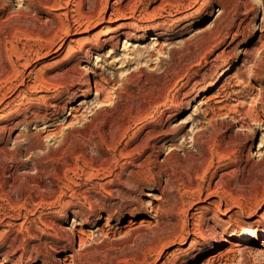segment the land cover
Masks as SVG:
<instances>
[{
	"label": "rangeland",
	"instance_id": "obj_1",
	"mask_svg": "<svg viewBox=\"0 0 264 264\" xmlns=\"http://www.w3.org/2000/svg\"><path fill=\"white\" fill-rule=\"evenodd\" d=\"M5 93L0 263L264 264V0H0Z\"/></svg>",
	"mask_w": 264,
	"mask_h": 264
},
{
	"label": "bare ground",
	"instance_id": "obj_2",
	"mask_svg": "<svg viewBox=\"0 0 264 264\" xmlns=\"http://www.w3.org/2000/svg\"><path fill=\"white\" fill-rule=\"evenodd\" d=\"M112 30H113V28H111ZM105 30V29H104ZM109 30V29H108ZM105 32V31H104ZM69 34H70V30L69 29H67L66 30V32L64 33V38L61 40L62 41V45H64L63 43H64V41H65V38H67L68 36H69ZM95 39V38H94ZM97 41H99V39H97L96 40V42ZM59 42V41H58ZM58 44V43H57ZM56 45V43L54 42V41H50L49 42V46L50 47H54ZM62 45H59V47L60 46H62ZM57 46V45H56ZM61 49V47L60 48H57V50H56V52H58L59 50ZM35 54V58L36 59H38L39 57H40V55L39 54H37V53H34ZM30 56L31 55H29V57L24 61V68H27V66H28V64L31 62L30 61ZM33 58V57H32ZM69 58H71V56L69 57ZM33 60V59H32ZM17 63V62H16ZM85 67V66H84ZM83 68V67H82ZM87 68V67H86ZM81 69V68H80ZM84 69V68H83ZM85 70H87V69H85ZM248 71V70H247ZM17 80H18V83H17ZM15 83H16V85L14 86V90H16L17 89V84H18V87L20 88V87H25V89H26V91L27 92H31V90L33 89V88H31L30 87V85H29V81H25V79H23L22 77H19V79L17 78V76L16 77H14V80H13ZM4 90V89H3ZM10 90V89H9ZM4 91H6L7 92V89L6 90H4ZM11 92H12V90H11ZM39 92H42V91H39ZM8 94H9V91H8ZM197 96V95H196ZM7 97V93H5L3 96H2V99L0 100V104L5 100V98ZM112 98L114 97L113 95L111 96ZM111 98V99H112ZM107 100V99H106ZM109 100V99H108ZM110 101V100H109ZM108 101V102H109ZM112 101V100H111ZM110 101V102H111ZM107 102V103H108ZM106 103V102H105ZM236 109V108H235ZM237 110V109H236ZM235 110V111H236ZM234 111V112H235ZM233 113V112H232ZM68 115L70 116V113H68ZM15 118V117H14ZM11 119H13V117L12 116H10V115H6V116H4V117H1L0 118V122H9ZM259 150H258V153H255V156L256 155H258L259 154V156H262V151H261V149L262 148H264V145H263V141H261L260 143H259ZM201 195H202V191L201 190H198V191H196V193H195V196L194 195H191L192 196V198H195V199H197V200H199L200 198H201ZM208 195H206V197H207ZM190 201H194V200H190ZM191 204V203H190ZM189 207H191V205L189 206ZM73 225V224H72ZM246 235V234H245ZM228 241V240H227ZM238 243L239 242H246V238H244L243 236H240L239 238H238ZM0 264H2V262L0 263Z\"/></svg>",
	"mask_w": 264,
	"mask_h": 264
}]
</instances>
